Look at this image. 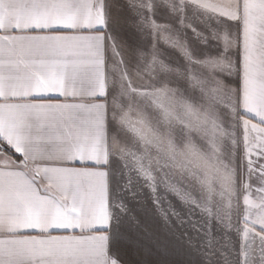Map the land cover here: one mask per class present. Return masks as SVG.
Instances as JSON below:
<instances>
[{
	"label": "crops",
	"instance_id": "0c3cea01",
	"mask_svg": "<svg viewBox=\"0 0 264 264\" xmlns=\"http://www.w3.org/2000/svg\"><path fill=\"white\" fill-rule=\"evenodd\" d=\"M0 264H264V0H0Z\"/></svg>",
	"mask_w": 264,
	"mask_h": 264
},
{
	"label": "trees",
	"instance_id": "16d2710c",
	"mask_svg": "<svg viewBox=\"0 0 264 264\" xmlns=\"http://www.w3.org/2000/svg\"><path fill=\"white\" fill-rule=\"evenodd\" d=\"M0 147L8 154H10L17 162L28 166L26 160L22 157V155L16 152L13 148H11L6 142H4L1 139H0Z\"/></svg>",
	"mask_w": 264,
	"mask_h": 264
}]
</instances>
